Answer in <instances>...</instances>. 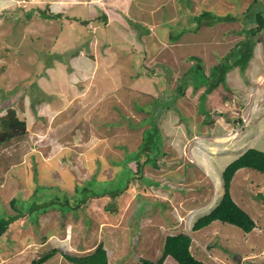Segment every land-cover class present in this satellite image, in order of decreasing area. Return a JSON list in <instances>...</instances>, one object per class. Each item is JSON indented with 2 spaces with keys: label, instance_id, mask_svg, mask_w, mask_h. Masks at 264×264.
<instances>
[{
  "label": "rangeland",
  "instance_id": "374dc122",
  "mask_svg": "<svg viewBox=\"0 0 264 264\" xmlns=\"http://www.w3.org/2000/svg\"><path fill=\"white\" fill-rule=\"evenodd\" d=\"M85 1L0 0V119L14 109L26 123L25 134L0 143V264H32L52 250L42 264H74L62 253L85 256L100 243L110 264H125L137 254L126 243L144 236L162 244L167 229L159 219L176 233L188 230L193 246L209 253L200 258L207 264H239L236 257L264 264V173L241 169L231 185L256 222L252 232L220 221L192 231L189 221L222 197L231 161L251 147L264 151V74L253 77L264 68V31L243 77L237 68L227 87L205 95L208 119L200 110L206 86L189 84L184 97L173 96L185 75L198 74L188 72L193 57L210 75L264 15V0H138L121 25L115 9L123 2L110 0L99 7L110 30L99 26L94 1ZM160 1L163 9L152 11ZM36 9L65 11L73 22L61 32L65 15L42 19ZM203 12L211 14L200 20L213 25L195 21ZM80 44L84 58L65 54ZM144 136L163 154L157 167L144 164L142 178L122 159L137 158Z\"/></svg>",
  "mask_w": 264,
  "mask_h": 264
},
{
  "label": "trees",
  "instance_id": "16d2710c",
  "mask_svg": "<svg viewBox=\"0 0 264 264\" xmlns=\"http://www.w3.org/2000/svg\"><path fill=\"white\" fill-rule=\"evenodd\" d=\"M257 2V1H255ZM39 12V16L42 19L53 20L54 18L58 19L62 17L59 13H51L46 10L36 9ZM34 10L27 12V17L30 18ZM210 12H203L199 17L195 18L197 23H204L200 18L210 16ZM72 20L71 18H67ZM256 25L247 30L246 36L243 40L237 43L225 56H223L217 65L211 68L210 75H206L204 65L198 57H193L196 63L188 70V72H198L194 79H187L185 76L181 79V85L178 86V89H175V98H181L185 96V91L187 90L189 84L192 85L195 91L206 86L205 92L201 95V108L200 110L204 115L209 117L210 112L206 111L204 107L202 108V103L204 105L206 94L211 93L215 88L219 87L221 84L226 85L227 76L230 73L236 72L238 68L240 73H244L245 69L248 67L253 54L254 49L260 40H257L259 33L264 31V15L261 13L256 15ZM214 21V20H213ZM212 20L209 23H204V25L211 26L214 24ZM224 21H234V17L226 15ZM216 22V21H215ZM87 24L88 22H83ZM203 25V24H202ZM182 34V33H181ZM180 34V35H181ZM179 35V36H180ZM179 38V37H178ZM172 39V40H177ZM84 47L83 45H78L76 48L66 51L65 54L76 56L79 54L80 50ZM56 55V54H55ZM244 74H242L243 77ZM227 87V85H226ZM136 107V106H135ZM170 110L171 107L166 104L163 109ZM149 113V111H147ZM152 118H155L154 115ZM241 120H239L240 122ZM0 143L4 141L11 140L16 136H21L26 133V123L23 120H20L17 116V113L14 109H9L4 117L0 119ZM156 125V127H155ZM156 128L157 124L155 123L151 129ZM144 133V132H143ZM137 158L126 160V156L122 159V162L129 167L130 163H135L136 167L133 168L131 172L140 177L142 175L144 164L152 165L157 167V160L161 153V149H157L155 140L146 139L145 136L142 138L141 144L137 147L135 151ZM154 157V159L152 158ZM130 168V167H129ZM241 169H252L261 173H264V151L258 148H248L242 154H240L236 159L231 161L222 172V181H223V195L218 199L217 204L210 209L208 212L202 216H198L196 219L190 220L192 231H199L203 228H206L213 223L220 221L226 224L233 225L243 230L246 233L252 232L256 228V222L252 216L247 213L241 206H239L232 197L231 194V185L234 177L237 172ZM145 178V177H144ZM153 185L159 184L158 181L152 179ZM148 187H153L152 184L147 185ZM14 203V199L11 204ZM163 253L156 260L152 262L150 258L138 256V261L140 264H163L166 257L173 258L178 264H206L204 261L198 259L192 252L193 239L190 236L189 231H181L177 234H168L162 242ZM57 253V250H52V252L46 253L39 259L32 260V264H42L47 262ZM66 260L74 264H110V254L109 251L104 247V244L100 243L95 250L85 256H76L70 255L67 253H62Z\"/></svg>",
  "mask_w": 264,
  "mask_h": 264
},
{
  "label": "crops",
  "instance_id": "0c3cea01",
  "mask_svg": "<svg viewBox=\"0 0 264 264\" xmlns=\"http://www.w3.org/2000/svg\"><path fill=\"white\" fill-rule=\"evenodd\" d=\"M80 1H82L81 3H83V2H86L85 0H80ZM87 1H89V0H87ZM90 1H94V7H92V8H94V10L95 9H98V16L96 17V19H97V22H99V20L101 21V22H99V26L101 27V24H102V26H103V28H105V29H108V30H110V28H113V26L114 25H111V23H110V17L107 15V13L103 10V9H99V7L101 8V5L103 4V2H107V3H109L110 4V0H100V2H99V4L98 3H96L95 1H97L98 2V0H90ZM116 1V0H115ZM122 2H123V5H122V8L121 7H119L118 9H115V11H116V13H122V21H119L118 23H116V24H118V25H121V22L122 23H124L125 22V19H128V20H131L133 17H132V13L129 15V13H127V8L130 6V8H131V6H134L133 4L135 3V4H137L138 3V0L136 1H132L131 2V4H130V1L129 2H127L126 0H122ZM90 4V3H89ZM83 5V4H82ZM121 5V4H120ZM84 6V5H83ZM103 6V5H102ZM161 8V9H163V2L162 1H160V5H158V6H156V8H154L152 11H156L157 10V8ZM104 9H105V7H103ZM121 8V9H120ZM96 11V10H95ZM59 14H62V15H65V18H64V20H59L60 21V31L62 32V29H64L63 28V25L64 24H66V23H69V24H71V22H73L72 20H69V19H67L68 17H70V16H66V14H65V11H63V12H59ZM90 15H93V14H90ZM153 19L152 20H150L149 22L151 23V25H156L155 23H158L159 21L157 20V17L156 16H153L152 17ZM90 21H92V19L90 20ZM89 23H92V22H89ZM103 24H108V25H110V27H106V26H104ZM66 26H67V24H66ZM129 30V29H128ZM128 30L126 31V33L128 32ZM184 33V32H183ZM186 33V32H185ZM157 36V35H156ZM157 38H158V36H157ZM141 38H138V41L140 40ZM159 42H161V41H159ZM88 45H90V44H88ZM80 53H83V58L85 57V53H84V47L80 50V52H79V54ZM79 54H77L76 56H73V57H77L78 58V56H79ZM91 57H93V54L91 55ZM93 59V58H92ZM82 61H85V59H83ZM85 67V66H84ZM85 69L86 70H90V68H87V67H85ZM250 74V73H249ZM262 74H264V68L263 69H259V71L257 72H255L254 73V80H256L257 78H259ZM248 75V74H247ZM220 199V198H219ZM211 203H213V201H210ZM217 202V201H216ZM190 220H192V219H189V221ZM145 222H146V219H145V221L142 223L143 225H145ZM159 222L161 223V225L159 226V228L160 227H162V226H165V228L167 229L166 231H167V233H166V235H165V237H163V239H165L166 238V236L168 235V234H171V235H173V234H177L176 232H175V230L176 229H174L175 227H173V228H170V226L169 225H166V223H165V219H159ZM177 223H179V220H178V222ZM175 224L176 223H174V226H175ZM115 225H112V223H110V229H115V227H114ZM179 233V232H178ZM114 234V233H113ZM112 234V235H113ZM123 236V235H122ZM122 236H120V237H122ZM125 237L123 236L121 239H118V240H123ZM128 238V237H127ZM133 239H134V237H133ZM135 241H136V244H135V246L133 247L132 246V243H131V246H129V244H127L126 243V247H129V248H132L131 249V251L133 250L134 252H136L137 254L135 255V256H132L131 254H130V257H126V260L124 261V263L125 264H127L128 262H130L131 260H133V258L134 257H137L138 258V256H142L143 257V254L144 253H146V252H148V250H151V251H153L154 252V256H153V258H150L151 259V261L153 262V261H155V260H157L161 255H162V253H163V245L162 244H159L160 242H161V240L158 242V241H154V238H149V237H142V239H141V241H139V240H137V239H135ZM127 242V241H126ZM143 245V247L146 245L147 246V250L143 253V250H141V246ZM196 245H194V246H192V252H193V254L198 258V259H200V258H209V253H205V252H207V251H203L202 249H197L196 247H195ZM111 247V246H110ZM126 247H123V248H121V249H118V251H120V250H122V252H123V254L125 255V252L127 251V249H126ZM119 248V247H118ZM204 249V248H203ZM210 252V251H209ZM206 254H208V255H206ZM216 259V258H215ZM126 261H128V262H126ZM135 263L134 264H140L139 263V261L137 260V261H134ZM206 263V262H205ZM121 264H123V263H121ZM163 264H177V262L173 259V258H171V257H166L165 258V260H164V263ZM207 264V263H206Z\"/></svg>",
  "mask_w": 264,
  "mask_h": 264
},
{
  "label": "water",
  "instance_id": "95a60500",
  "mask_svg": "<svg viewBox=\"0 0 264 264\" xmlns=\"http://www.w3.org/2000/svg\"><path fill=\"white\" fill-rule=\"evenodd\" d=\"M236 259H238L239 264H241V262H242V261H241V260H242L241 257H236Z\"/></svg>",
  "mask_w": 264,
  "mask_h": 264
}]
</instances>
